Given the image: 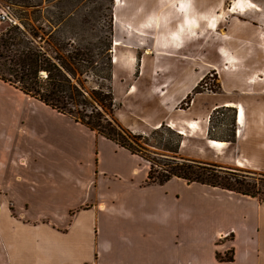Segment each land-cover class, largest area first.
Here are the masks:
<instances>
[{"label":"crops","instance_id":"obj_1","mask_svg":"<svg viewBox=\"0 0 264 264\" xmlns=\"http://www.w3.org/2000/svg\"><path fill=\"white\" fill-rule=\"evenodd\" d=\"M112 11L115 39L155 40L154 61L128 47L113 66L120 124H166L181 148L235 146L225 163L264 167V4L114 0ZM210 71L217 90H197ZM147 167L0 80V264H264V202L179 177L148 183Z\"/></svg>","mask_w":264,"mask_h":264},{"label":"rangeland","instance_id":"obj_2","mask_svg":"<svg viewBox=\"0 0 264 264\" xmlns=\"http://www.w3.org/2000/svg\"><path fill=\"white\" fill-rule=\"evenodd\" d=\"M113 1L0 0V6L6 4L11 6L18 21L16 26L20 30L31 26L36 28L40 26L43 28L45 32L43 35L44 39L56 43L59 46L58 50L61 54L66 55L67 52L78 49L84 53L83 56L90 58V64L86 61H80L78 65L79 73L73 79V81L79 80L82 83L80 89L85 93L86 99L89 100L92 97V94H94L92 90L99 91L104 95L109 90L113 98L115 96L121 100L123 96L119 81H115L112 87L111 78H109V75L112 74L114 64L119 62V56H123L124 53L126 54L128 47L139 49L138 52L135 51L133 56L136 63H150L154 61L153 52L147 54L144 51L145 48L154 46L155 40L151 38L141 40L120 38L119 40H121L122 45H113L117 34L113 29ZM230 1L227 0V3L229 4ZM253 1L264 4V0ZM8 28L12 27L6 23H0V35ZM42 33L39 30V34L42 35ZM45 49H49L48 54L51 57L54 56L55 53L52 49L47 46ZM157 58L160 59L159 57ZM159 61L161 62V60H157V62ZM1 63L2 59H0V65ZM42 73L45 75L44 72ZM119 79L121 82L123 81L121 75H119ZM216 79L217 75L215 71L208 72L200 81L197 90H217ZM4 83L16 90L18 89L8 82ZM20 92L31 99H35L22 91ZM117 103H119L118 100L116 102L114 101L115 106H112L111 112L113 117L119 122L117 115L121 109ZM97 106L100 108L99 105ZM90 109V107H87L86 111ZM107 116L109 117V115ZM46 121L55 130H60L62 124H64L62 120L50 114H48ZM47 123L41 121L40 127L45 129ZM10 127H13V124ZM225 130L228 135H231L233 128L232 126H227ZM132 134L140 135V138L137 140L138 146H135V149L138 155L146 162L148 166L147 170H149L150 164L153 165L155 172H160L161 170L168 169L167 166L172 165V163L188 161L205 166L215 165L217 174L228 175V173H232L238 179L244 180L248 184H255L257 188H261V184H264L263 166H237L233 161L225 163V155L230 156L234 154L235 146H225L221 154H218V151L207 149L204 146H185L181 148L178 146L180 139L178 134L166 124H161V126L156 128H147L141 132L134 131ZM212 187L221 188L219 186ZM260 192L264 193L263 190Z\"/></svg>","mask_w":264,"mask_h":264},{"label":"trees","instance_id":"obj_3","mask_svg":"<svg viewBox=\"0 0 264 264\" xmlns=\"http://www.w3.org/2000/svg\"><path fill=\"white\" fill-rule=\"evenodd\" d=\"M11 27L0 35V80L12 84L57 112L70 116L97 134L138 154L135 146H138L140 135L132 134L133 132L113 117L111 108L115 104L111 92L108 90L104 95L92 90L94 94L89 101L80 89L82 83L79 80L73 81L79 73L80 61L90 64V58L83 56L84 53L78 49H73L66 55L61 54L56 43L44 39L45 32L40 26L23 30L16 25ZM39 30L43 32L42 35ZM46 46L55 53L53 57L48 54L49 49H45ZM87 107L91 109L86 111ZM167 167L168 169L155 172L150 164L147 182L162 184L171 177H179L187 182L219 186L264 202V193L260 192L264 191V184H261V189L255 184L238 179L232 173L217 174L215 165L205 166L187 161L172 163Z\"/></svg>","mask_w":264,"mask_h":264},{"label":"built area","instance_id":"obj_4","mask_svg":"<svg viewBox=\"0 0 264 264\" xmlns=\"http://www.w3.org/2000/svg\"><path fill=\"white\" fill-rule=\"evenodd\" d=\"M0 23H6L9 26H15L18 24L17 18L9 5L0 6Z\"/></svg>","mask_w":264,"mask_h":264},{"label":"bare ground","instance_id":"obj_5","mask_svg":"<svg viewBox=\"0 0 264 264\" xmlns=\"http://www.w3.org/2000/svg\"><path fill=\"white\" fill-rule=\"evenodd\" d=\"M246 3L248 4V6H253V7H255L253 4H249L250 2L249 1H246ZM244 8H248V7H244ZM113 45H115V46H119V45H122V42H121V40H119V39H114V42H113ZM114 60H115V58H114ZM235 106V105H234ZM239 110H240V120L242 119V116H243V111H242V108L240 107L239 108ZM243 121V120H242ZM159 126H161V124H158L157 125V127H159ZM181 134H185V133H183V132H181ZM210 144H212V145H214L213 147H216V148H218V149H222L223 147H224V143H222V142H219V141H216V140H209L208 141ZM238 166H243L244 164L242 163V162H240V161H238L237 163H236Z\"/></svg>","mask_w":264,"mask_h":264}]
</instances>
